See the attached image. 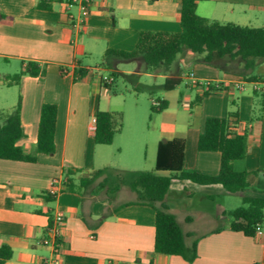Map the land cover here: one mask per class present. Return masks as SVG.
<instances>
[{"label": "crops", "instance_id": "obj_1", "mask_svg": "<svg viewBox=\"0 0 264 264\" xmlns=\"http://www.w3.org/2000/svg\"><path fill=\"white\" fill-rule=\"evenodd\" d=\"M180 6L181 0H89L83 24L75 27L81 13L69 0H0L6 15L0 21V112L10 111L20 95L24 136L17 144L36 158H0V245L13 250L4 264H47L52 248L42 240L50 237L49 223L56 212L64 217L56 255L61 264H264V218L263 233L247 236L230 229L225 214L241 205L243 195L264 196V60L251 71L252 80L243 77L239 59L226 58L221 68L188 51L179 53L168 69L152 72L145 71L141 57L117 61L113 70L100 65L106 49L133 50L142 30L179 32ZM196 12L220 23L264 26V0L198 1ZM29 60L46 63L45 76L24 74L15 81L12 75ZM63 66L68 67L66 76L59 71ZM77 66L91 73L74 81ZM112 71L138 73L139 83L141 74L161 77L163 82L142 84L161 89L163 96H151L146 105L137 96L127 102L124 95L111 94L112 83L106 86L101 79ZM191 74L222 88L196 102L204 89L189 84ZM175 77L181 81L188 77L185 85L190 92H181L178 84L163 87L166 78ZM241 81L243 88L235 87ZM130 84L129 95L141 92ZM156 99L166 100L167 107L151 113ZM45 102L57 106L55 151L50 154L35 150ZM97 110L122 112V128L110 144L94 140L92 119ZM179 112L187 117L179 119ZM229 113L238 120L232 132L247 138L246 154L232 162L233 169L261 171L254 186L242 193L219 183L171 180L164 202L187 233V242L196 241L192 261L154 251L152 206L125 203L136 198L116 201L118 191L110 197L99 186L102 176L89 185L81 183L105 167L154 169L159 141L175 137L185 139L187 169L215 175L220 152L198 150L197 139L206 117ZM52 180L60 189L55 197L48 194Z\"/></svg>", "mask_w": 264, "mask_h": 264}, {"label": "trees", "instance_id": "obj_2", "mask_svg": "<svg viewBox=\"0 0 264 264\" xmlns=\"http://www.w3.org/2000/svg\"><path fill=\"white\" fill-rule=\"evenodd\" d=\"M204 0H181L179 32L157 30H142L133 50L123 51L106 49L101 63L103 67L113 70L120 60H130L141 57L145 71L152 72L159 67L168 69L177 55L190 52L201 55V60L218 67L229 61L239 59L242 75L246 80L255 79L250 75L258 62L264 60V26H242L234 23H220L208 20L196 12V4ZM39 6H43L41 3ZM45 7H47L45 5ZM6 15L0 9V21ZM61 75L66 76L68 67L59 68ZM47 72V64L37 61L22 63L20 70L12 75L18 81L22 75L43 77ZM91 73L89 68L77 66L74 68L73 80H79ZM115 77L116 72L110 73ZM132 83L135 91L154 92L153 86L138 82V73L123 74ZM181 82L180 77L166 78L163 87L171 89ZM107 86V83H105ZM210 85L195 101L220 90ZM150 106L151 113H158L167 107L166 100L156 99ZM21 97L8 112H0V158L35 161V155L29 154L17 144L24 136L20 121ZM235 113L224 117L208 116L205 118L203 130L197 139V149L202 151H219L220 168L215 175L205 174L196 169L185 167V139L175 137L171 140L159 141L156 151L154 169L123 170L117 168H100L91 177L82 178L83 185H89L102 176L99 186L112 197L122 186L135 192L137 198L126 204L136 202L152 206L155 209L154 251L164 254L180 255L187 261L197 256L196 241L187 242L185 233L175 215L169 211L164 202L173 178L188 179L198 184L219 183L230 192L242 193L246 188L253 187L261 170L236 171L232 162L243 158L247 151L245 134L233 133L232 124L238 122ZM123 115L121 111L97 110L95 113L94 140L100 144H110L114 135L122 128ZM57 122V106L54 103H43L37 131L35 150L37 153L50 154L55 151V129ZM228 227L241 231L247 236H255L257 224L264 218V196H242L241 205L225 213ZM52 221L49 226L51 227ZM13 250L8 244L0 245V264L12 257Z\"/></svg>", "mask_w": 264, "mask_h": 264}, {"label": "built area", "instance_id": "obj_3", "mask_svg": "<svg viewBox=\"0 0 264 264\" xmlns=\"http://www.w3.org/2000/svg\"><path fill=\"white\" fill-rule=\"evenodd\" d=\"M69 3L78 5L80 9L81 15L77 18L74 24L75 27L76 26L80 27L83 24L85 15L88 12L89 0H69ZM101 79L104 83H107V84H111L114 81V77L110 74L102 76ZM189 84L193 86H200L203 89H207L210 85H214L215 88L219 87L218 83L212 82L210 79H199L192 74L189 76ZM244 84L245 82L241 81V82L235 83L234 85L237 88H243ZM254 88L259 89V85L254 83ZM153 102L156 104L155 100ZM92 122L93 124H95V118L92 119ZM59 191L60 189H59L57 180H52L50 182L48 194L52 197H55L57 196ZM63 220H64L63 214L61 212H56L53 217L52 225L50 227L51 235L50 237H46L42 240V243L44 245H49L52 248V256L46 259L47 264H61L58 261L56 255L60 247V242L58 240V234L60 231V227L63 223ZM262 233H263V230H262L261 224H257L255 236L261 235Z\"/></svg>", "mask_w": 264, "mask_h": 264}, {"label": "rangeland", "instance_id": "obj_4", "mask_svg": "<svg viewBox=\"0 0 264 264\" xmlns=\"http://www.w3.org/2000/svg\"><path fill=\"white\" fill-rule=\"evenodd\" d=\"M186 79L184 78L177 86L181 90V92H183V93L190 92L188 87L185 85ZM139 80H140V82L145 83V84H157V83L163 82V78H161V77H157V76L148 77L145 74H141L139 76ZM188 80H189V78H188ZM130 88H131V84L129 83V81L124 79V76L121 75L120 73H116V75L114 77V81L112 82L111 94H114V92H117L118 96L120 98H124L122 96V95H124L126 97L125 100L127 102L129 100H133L134 96H137L138 98H140V104L144 103V105H146L147 100H149V102H150L151 96H154V97H162L163 96V91L159 88L155 89L152 94H149L147 91H141L139 94L138 93L137 94L132 93V95H129L128 89H130ZM186 117H187L186 114H184L183 112H179V119H185ZM135 198H137L136 193L131 191L126 186L121 187L120 190L118 191L117 195H116V201H124L127 199H135Z\"/></svg>", "mask_w": 264, "mask_h": 264}]
</instances>
